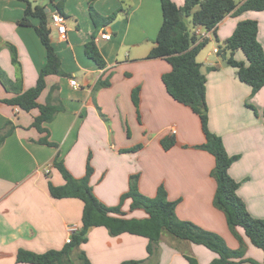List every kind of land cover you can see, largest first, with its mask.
Segmentation results:
<instances>
[{"label":"crops","instance_id":"obj_1","mask_svg":"<svg viewBox=\"0 0 264 264\" xmlns=\"http://www.w3.org/2000/svg\"><path fill=\"white\" fill-rule=\"evenodd\" d=\"M30 1L51 13L59 0ZM91 1L65 0L66 40L61 41L54 30L50 35L62 71L70 77L45 78L38 105L51 103L63 108L51 123L42 125L47 133L32 127L38 109L24 112L3 103L14 94L0 83V132L10 131L0 147V264H22L16 262L19 250L36 254L60 250L70 229L80 230L82 202L53 199L48 183L64 184L52 166L56 158L78 179L85 174L89 154L93 169L90 186L105 206L118 205L128 189L129 177L138 174L142 195L152 198L162 185L168 200L177 203L179 220L214 232L229 248L237 249L238 242L224 215L213 206L216 184L210 172L214 159L192 148L205 141L199 119L167 94L161 77L171 70L170 65L163 59H147L162 23L159 0L92 1L102 16L122 9L113 23L97 31L96 37L111 36L109 41L95 42L105 62L103 69L84 55V46L95 32L88 11ZM172 1L178 7L183 5V0ZM24 10L22 0H0V69L12 82L20 80L22 91L35 86L46 62V50L34 30L37 21L31 19V26L18 25ZM245 20L257 22V40L264 51V11L226 16L217 26L216 44L222 45L236 24ZM208 40L215 44L211 34ZM11 48L16 51L17 65L12 64ZM214 55L209 52L202 62L199 55L196 58L207 81L208 126L222 139L227 155L238 157L228 170L239 184L237 195L252 218L264 220V86L251 97L250 88L238 81L235 69ZM233 58L246 62L240 51ZM71 79L77 87L70 86ZM99 81L109 82V87L94 91ZM136 88L138 113L131 98ZM167 135L175 137L176 145L164 151L160 140ZM43 138L55 147L39 144ZM136 146L141 148L121 153ZM129 206L126 201L122 207L125 218L146 217L141 210L130 211ZM236 232L246 246L245 258L260 264L263 252L251 245L241 229ZM147 244L145 238L135 235L111 237L105 228L98 227L88 232L87 242L72 256L82 251L91 264H187L184 255L194 257L198 264H210L217 257L201 245L166 234L161 236L155 255L148 256Z\"/></svg>","mask_w":264,"mask_h":264},{"label":"trees","instance_id":"obj_2","mask_svg":"<svg viewBox=\"0 0 264 264\" xmlns=\"http://www.w3.org/2000/svg\"><path fill=\"white\" fill-rule=\"evenodd\" d=\"M22 1L25 3V10L18 25L31 26V19L37 21L34 30L46 50V62L40 70L35 86L26 91H22L20 80L12 82L0 69L1 85L7 92L14 94L11 99L3 100V103L24 112L38 109L39 115L34 119L32 127L39 133H47L42 125L51 123L63 108L51 103L38 105L37 99L45 88V78L49 75L59 77H70V75L62 71L60 60L50 41L52 30L49 27V12H46L43 5L34 4L30 0ZM64 1L59 0L55 5L56 10L62 15H64L62 8ZM92 1L88 5V11L95 26V32L84 46V55L97 68L103 69L105 62L95 44L97 31L113 23L122 9L108 16H102L94 10ZM238 2H241L239 7ZM159 3L162 23L147 59H163L170 65L171 70L161 77L167 94L176 103L190 109L199 119L205 141L192 148L202 150L214 159V167L210 172L216 184L213 206L224 215L229 231L238 242V248H229L225 240L214 232L206 231L191 222L179 220L175 213L177 203L168 200L162 185L157 188L154 197L142 195L138 189V174L129 177L128 189L121 195L118 205L105 206L95 197L90 186L93 169L89 154L85 174L78 179L74 178L63 162L56 158L52 166L59 172L64 184L54 186L51 182L48 183V192L53 199H78L82 202L80 230L72 233L71 242L60 250H49L42 254L19 250L16 254L17 263L73 264L72 255L87 242L88 232L92 228L102 227L111 237L129 234L145 238L148 241L146 247L148 256L156 254L160 238L166 234L179 241L201 245L215 253L217 257L210 264H258L252 259L245 258L246 246L236 232L239 228L251 245L263 252V261L260 264H264V220L250 216L245 204L237 195L239 184L228 174L230 166L238 157L228 156L222 139L209 129L206 103L207 81L206 76L200 73V64L196 61L199 52L209 42L208 39H200L196 34L197 29L210 32L215 37L217 26L226 16L239 15L246 11L262 12L264 0H183V5L180 7L172 0H159ZM257 34L256 21H240L236 24L231 36L222 45H217V55L235 69L238 81L250 88L251 97L264 86V51L257 40ZM11 51L12 64L17 65L16 51L14 48H11ZM237 51L244 55L245 63L234 60L233 56ZM107 87L109 82L99 81L94 91ZM131 98L138 113L139 88L133 90ZM247 107L253 109L249 105ZM9 134V130L5 133L0 132V147ZM38 143L55 147V144L48 142L47 138L39 140ZM160 145L164 151L170 150L176 145L175 137L173 135L163 137ZM140 148L136 146L129 150H122L121 153L135 152ZM183 148L186 149L188 146ZM126 201L130 202V211L141 210L146 217L144 219L125 218L126 214L122 211V207ZM184 259L187 264H198L192 256L184 255ZM76 260L78 264H91L82 251L76 254ZM121 264H143V261H127Z\"/></svg>","mask_w":264,"mask_h":264},{"label":"built area","instance_id":"obj_3","mask_svg":"<svg viewBox=\"0 0 264 264\" xmlns=\"http://www.w3.org/2000/svg\"><path fill=\"white\" fill-rule=\"evenodd\" d=\"M35 2H38L39 0H34ZM65 17L64 15L60 14L56 9L49 13V27L51 30H54L57 34L58 38L61 41L66 40V25H65ZM207 34H201L199 29L196 30V34L200 37V39H209L210 32H206ZM109 41L111 39V36L109 34H101L95 38V42L99 40ZM213 53L217 54V49H213ZM70 86L77 87V82L74 79L70 80ZM47 172V171H46ZM70 236L66 240V244H69L71 242V234L76 232L75 228L70 229Z\"/></svg>","mask_w":264,"mask_h":264},{"label":"rangeland","instance_id":"obj_4","mask_svg":"<svg viewBox=\"0 0 264 264\" xmlns=\"http://www.w3.org/2000/svg\"><path fill=\"white\" fill-rule=\"evenodd\" d=\"M204 31V30H203ZM213 38H214V42H215V44H212L211 42H208L205 46H204V48L199 52V56H198V61L199 62H202L203 60L202 59H204V57H206L207 56V54L209 53V52H211V53H213L212 52V48H213V46H215V48L217 49V45L218 44H216L218 41L217 40H215V37L213 36ZM214 54V53H213ZM217 57H220L219 55H214L213 56V58L215 59V58H217ZM73 260V264H77L78 263V261L76 260V255H75V258H73L72 259Z\"/></svg>","mask_w":264,"mask_h":264},{"label":"water","instance_id":"obj_5","mask_svg":"<svg viewBox=\"0 0 264 264\" xmlns=\"http://www.w3.org/2000/svg\"><path fill=\"white\" fill-rule=\"evenodd\" d=\"M40 5H42V4H40ZM46 12H48V10L46 9ZM226 64V63H225ZM227 65V64H226ZM200 73L202 74V75H205V70H204V68L201 66L200 67Z\"/></svg>","mask_w":264,"mask_h":264}]
</instances>
